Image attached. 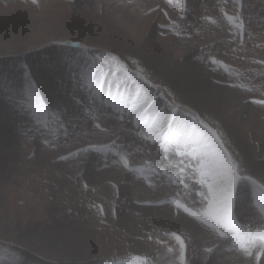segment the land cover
Segmentation results:
<instances>
[{
  "label": "rangeland",
  "instance_id": "obj_1",
  "mask_svg": "<svg viewBox=\"0 0 264 264\" xmlns=\"http://www.w3.org/2000/svg\"><path fill=\"white\" fill-rule=\"evenodd\" d=\"M0 158V264H264V0H0Z\"/></svg>",
  "mask_w": 264,
  "mask_h": 264
},
{
  "label": "bare ground",
  "instance_id": "obj_2",
  "mask_svg": "<svg viewBox=\"0 0 264 264\" xmlns=\"http://www.w3.org/2000/svg\"><path fill=\"white\" fill-rule=\"evenodd\" d=\"M118 33V32H117ZM115 37H117L118 38V40H120L119 42H122V36L121 35H119V36H117L116 34H115ZM182 70H183V68H181ZM173 71L172 72H176L177 70L176 69H172ZM171 72V71H170ZM194 72H196V71H194V70H192L191 69V71L190 72H188V71H185V70H183L181 73H184L185 74V77H186V79H187V81H189V83H190V85H191V87L192 88H195L196 90H197V93H198V96L201 98V99H205L208 103H210V104H215V103H218V104H220V106L221 105H225L226 104V102H225V100L221 97V96H219V95H216L215 94V88L214 87H210L209 85H207V84H204L203 83V78L202 77H200V75H196ZM190 73V74H189ZM188 83V84H189ZM187 84V83H186ZM184 85V84H183ZM188 87H189V85H188ZM227 100V99H226ZM228 102V101H227ZM230 105H232V104H230ZM231 108V107H230ZM224 109V108H223ZM226 109V108H225ZM1 159V158H0ZM72 239V238H71ZM68 240V239H67ZM71 241V240H70ZM61 243V242H60ZM74 248H76L77 250H78V248H77V246H75Z\"/></svg>",
  "mask_w": 264,
  "mask_h": 264
}]
</instances>
